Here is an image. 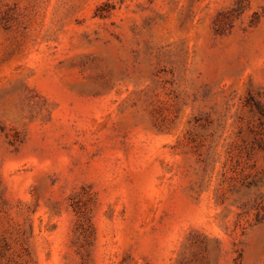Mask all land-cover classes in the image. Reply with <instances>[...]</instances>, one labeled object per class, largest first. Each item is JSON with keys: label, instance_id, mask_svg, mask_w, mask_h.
Instances as JSON below:
<instances>
[{"label": "rangeland", "instance_id": "374dc122", "mask_svg": "<svg viewBox=\"0 0 264 264\" xmlns=\"http://www.w3.org/2000/svg\"><path fill=\"white\" fill-rule=\"evenodd\" d=\"M0 264H264V0H0Z\"/></svg>", "mask_w": 264, "mask_h": 264}]
</instances>
